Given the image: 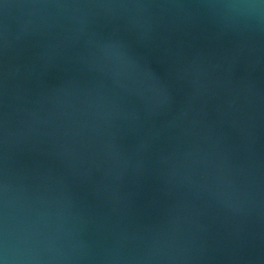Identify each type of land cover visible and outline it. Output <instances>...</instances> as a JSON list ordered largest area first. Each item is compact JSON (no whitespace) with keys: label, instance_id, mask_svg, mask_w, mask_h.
<instances>
[{"label":"water","instance_id":"1","mask_svg":"<svg viewBox=\"0 0 264 264\" xmlns=\"http://www.w3.org/2000/svg\"><path fill=\"white\" fill-rule=\"evenodd\" d=\"M0 264H264V0H0Z\"/></svg>","mask_w":264,"mask_h":264}]
</instances>
